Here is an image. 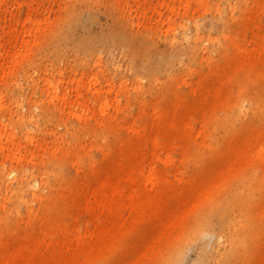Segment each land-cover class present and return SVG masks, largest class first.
I'll list each match as a JSON object with an SVG mask.
<instances>
[{"label":"bare ground","instance_id":"obj_1","mask_svg":"<svg viewBox=\"0 0 264 264\" xmlns=\"http://www.w3.org/2000/svg\"><path fill=\"white\" fill-rule=\"evenodd\" d=\"M157 1L167 2V0ZM227 2L229 7L233 8L231 16L224 14L220 7L213 10V17L219 21L222 32L230 19L234 22L239 21L234 13L235 7L240 5V8L244 10L249 7L248 0H227ZM254 2L258 5L262 4V0ZM97 5H99L97 0H71L62 7L58 20L48 36L47 45L43 47L44 53L53 51L61 55L71 50L81 57L80 50H85L83 54L89 53L91 56H96L99 51H102L99 44L103 42L105 36L114 34L115 36L110 37L120 41L123 35L121 29L115 24H109L107 28H104L102 20L105 13L100 11ZM122 13L124 16L127 15L124 11ZM4 16L0 10V20L7 21ZM255 16L256 12L251 8L248 22L254 20ZM245 20L238 22L243 25V28L248 26ZM85 23H89L90 28L101 30L94 38H98L97 41L93 39L91 45L83 46L82 41L75 38L74 33L76 28H80ZM212 25L213 22L210 19L203 24L198 18L189 26L182 21L179 33L166 36L165 48H160L157 42L143 40L146 43L139 47L129 42L128 47H122V52L133 60L134 65L139 64L141 69L154 75L150 77L152 80L148 83V88L154 90L155 84L161 81L157 80L156 69L162 64L166 66L165 71L170 73V67L174 63L179 64V67L188 68L192 60H202L201 57L207 48L204 46L207 35L204 32H210ZM205 28L207 31L204 30ZM105 29L110 30L107 35ZM242 35H247L246 29ZM209 36L213 42V50L218 54L219 67L204 79L202 78V84L200 82L202 87L196 90L199 107L194 108L178 99L172 107L168 106L165 109L160 118L158 129L164 132L166 141L158 142L153 135L154 131L150 132V137L154 140V149L161 147L169 151L171 147H179L182 148L181 157L176 158L170 153L164 157L160 155L147 157L138 150V147L145 142L141 128L132 126L135 140L130 143L117 134L120 129L111 127L108 130L115 134L114 149L110 150L104 142L98 144V149L103 154L101 172L110 169L116 163L118 171L125 176L135 177L137 173H146L148 177L156 178L159 173L164 174L155 166L157 162L177 167L178 162L188 161L200 167L205 163H217L215 176L238 178L239 181L242 180V176H245L244 178L249 180L247 184L244 182L229 184L221 190L210 191L211 197L216 196L218 199L212 205L202 208L188 236L174 244L161 264H236L246 252L247 231L252 236L253 230L258 228L263 240L257 246L259 255L258 262L255 264H264V33L256 34L257 39H254V44L237 42L230 36L229 39L235 49L233 54L229 53L219 36L213 37L210 33ZM135 38L137 37L133 36L131 40L134 41ZM208 51L209 53L204 56L206 61L212 59L209 56L212 53L209 48ZM110 52L111 50L108 49L107 53ZM138 59L141 63L136 64ZM169 88L170 85H167L166 89L169 90ZM232 91L236 93V96ZM24 98L31 99L22 94L12 96L18 109L22 106ZM2 101L3 96L0 93V103ZM38 104L42 107L44 116L48 117L50 112L42 103L38 102ZM107 105L106 101L102 103L103 110ZM218 105L224 109V115L217 114L215 108ZM195 113L200 114L201 121H205L207 125L206 128L202 126L199 132L206 131L209 138L220 140L223 144L208 142L197 147L199 155L184 156V147L189 144L194 133L193 115ZM17 115L30 144L35 145L40 154H44L43 150L50 147L54 156L52 165H45L37 171L29 170L25 166L8 168L0 166L1 235L5 231L16 230L23 221L27 236L25 241L20 240L18 246L12 247L7 244L0 251V264H69L71 260L75 264H80L86 258L91 260V264H98L100 258H107L110 253L119 250L125 236L139 223L147 224V242L150 243L151 251L154 252L155 241L158 238L157 227L180 225L181 219L175 216L174 205L167 200L168 196L181 199L179 187H173L170 190L166 185L156 183V188L145 190L144 194L135 188L126 192L119 189L113 193L112 197H105L103 191L93 188L91 181L80 176L72 177L70 172L62 166L63 158L70 157L74 153L75 146L84 147L83 134L89 133V130L66 124L67 131L72 137L48 145L36 135L41 128L34 110H19ZM110 115L111 122L116 120V115ZM237 121L241 123V131L235 126ZM31 124L37 130H33ZM101 125L102 121L98 122L95 133L105 137V127ZM184 139L187 141L186 145H184ZM28 144L23 152L21 139L16 132L9 131L0 125V156L12 154L13 158L19 161L28 151L34 154L33 147L31 145L28 147ZM122 153H125L134 163L132 168L125 165ZM86 158L90 169L97 172L98 163L95 159L89 154ZM78 162H71L76 166L77 171L80 170ZM146 165L149 166L148 169ZM69 177L73 185L70 190L64 182V179ZM102 180L106 181L104 173ZM252 188L259 189L262 203L261 201L256 203L250 193ZM45 189L47 191H44ZM35 202H38L37 206ZM181 204L180 206L184 209V203ZM124 208H130L135 216L130 220L127 219L123 214ZM243 208L249 211L253 209V214H260L262 224L256 227L251 222L245 226L240 217V210ZM82 211L93 214L91 223L95 227L88 231L89 238L76 231L79 228L77 216ZM143 214H147V217L142 218ZM34 227L39 228L38 233L33 231ZM225 236L228 237V245L221 250L222 239ZM0 240H3L2 237ZM194 244H198L200 255L197 259L186 263L188 250ZM66 246L69 248L65 249ZM142 246L143 242L137 247L139 249ZM37 248H40L38 253H36ZM133 250V248L125 250L126 261L131 257Z\"/></svg>","mask_w":264,"mask_h":264},{"label":"rangeland","instance_id":"obj_2","mask_svg":"<svg viewBox=\"0 0 264 264\" xmlns=\"http://www.w3.org/2000/svg\"><path fill=\"white\" fill-rule=\"evenodd\" d=\"M97 1L99 4L97 7L105 13L102 20L103 27L107 28V25L115 24L121 29L123 35L120 41L110 37L115 36L114 34L105 36L103 42L99 44L102 51H99L96 56H91L89 53L83 54L85 50H80L82 54L80 57L71 50L61 55H57L53 51L46 54L43 51V47L47 45L48 36L58 20L61 8L65 7L71 0H0L2 16L5 15L7 20H0V93L3 96V101L0 103V125L9 131L16 132V135L21 139L23 152L26 144L29 143L28 147L31 144L20 125L17 115L19 110L31 109L35 111L41 128L36 135L48 145L72 137L67 131L66 124L89 130V133L83 134L84 147L74 145V153L70 157L63 158L62 166L70 172L72 177L80 176L91 181L93 188L103 191L105 197H112L113 193L119 189L126 192L135 188L144 194L145 190L152 187L156 188L158 183L166 185L170 190L173 187H179L181 199L168 196L167 200L174 205V214L181 219L180 225L177 227L168 225L157 227L158 238L155 241L154 252L151 251L152 247L147 242V224L139 223L134 230L125 236L119 250L110 253L107 258L98 260V264H161L164 256L169 253L174 244L188 236L195 218L202 208L212 205L218 199L216 196L211 197L210 191L221 190L229 184L241 182L247 184L249 180L244 178L245 176H242L241 181L237 180L238 178L215 176L217 163H205L200 167L184 161V163L178 162L177 167L157 162L155 166L164 174L159 173L156 178L148 177L146 173H137L135 177L125 176L118 171L117 164L114 163L110 169L103 171L106 176V181H103V173L101 172L103 154L98 149V144L104 142L110 150L114 149L115 134L108 130L111 127L120 129L117 134L121 136V139L133 143L135 138L132 126H135L141 128L144 135L145 142L138 147L142 154L147 157L153 155L164 157L170 153L174 157L180 158L182 148L171 147L169 151L161 147L154 149V140L150 137V132L154 131L153 135L158 142L164 143L166 141V135L160 128L158 129L160 118L165 109L168 106L172 107L178 99L194 108L199 107L197 103L198 91L196 92V90L202 87L203 79L219 67L218 54L213 50V42L209 33L213 37L219 36L230 54L235 51L234 44L229 39L230 36L237 42L254 44V39H257L256 34L258 32L264 33V0L259 5L255 4V0H248L249 7H246L245 10L241 9L240 5L235 7L234 13L240 22H243L247 15L245 21H247L248 26L243 28V25L238 24L239 21L234 22L230 19L224 26L223 32L219 21L213 17V10L220 7L224 14L231 16L233 8L229 7L227 0H167L166 3L157 0ZM251 8L255 10L256 16L254 20L248 22ZM121 9L127 15L124 16ZM198 18L203 24L207 19L213 22L212 30L204 32L207 34L204 42V46L207 48L204 47L205 54L201 57L202 60H192L191 66L188 68L179 67V64L174 63L170 67V73L165 71V64L159 68L156 67L158 71L157 80L161 81L155 84L154 90H150L148 83L149 80H152L150 77L154 75L141 69L137 64L141 63L140 59L135 61L137 66L134 65L133 60L124 55L122 47H128L129 42L139 47L146 43L143 40H147L157 42L163 49L167 44L166 36L179 33V26L182 21L189 26ZM90 27L89 23H85L75 30L74 36L82 41L83 46L91 45L92 41L98 40V38H94L97 37L96 35L101 29ZM245 29L247 35H242ZM204 30L207 31V28ZM109 31L105 29V34L107 35ZM133 36L137 37L134 41L131 40ZM208 48L212 52L209 55L212 58L210 61H206L204 58L209 53ZM108 49L111 50V54L107 53ZM91 78H95V80H91ZM167 85H170L169 90L166 89ZM232 93L236 96L235 92L232 91ZM17 94L31 98L30 100L24 98L19 109L12 100V96ZM105 101L108 105L103 110L102 103ZM38 102L42 103L50 112L48 117L44 116L43 109ZM246 104L249 105V102L246 101ZM215 110L217 114L224 115V109L219 105ZM110 114L116 115V120L111 122ZM101 121V126L105 127V137L95 133V128ZM193 124L195 126L194 133L189 144L184 147V156L199 155L197 147L208 142L223 144L220 140L209 138L206 131L199 132L202 126L207 127L206 122L201 121L200 114L195 113L193 115ZM235 126L241 131L239 121L235 122ZM31 128L37 130L32 124ZM186 143L187 141L184 139V145ZM31 146L34 154L32 151H28L25 153L26 156L19 161L14 159L12 154L0 156L1 168L3 166L7 168L25 166L29 170L37 171L40 167L52 165L54 153L50 147L43 150L44 154H40L35 145ZM204 150L207 151L206 148ZM88 154L98 163L97 172L90 169L86 158ZM121 155L125 159V165L132 168L134 163L129 160L125 153ZM74 161H79V171H77L76 166L72 165L71 162ZM148 168L149 166L146 165V169ZM64 182H66L68 190L72 189L70 177L64 179ZM250 193L256 203L259 201L262 203L258 188H252ZM180 201L184 203V209L180 206L182 205ZM37 205L38 202H35V206ZM23 209L25 211V208ZM240 212L241 220L245 226L251 222L256 227L262 224L260 214H253V209L249 211L243 208ZM123 214L129 220L135 216L130 208H124ZM143 216L147 217V214H143L142 218ZM92 218L93 214L80 212L77 216L79 228L76 231L89 238L88 231L95 227L91 223ZM21 223L22 225L16 230L5 231L3 235L0 232V237L3 239L0 240V251L7 244L15 247L18 246L20 240L25 241L27 239L24 230L25 223L23 221ZM33 231L38 233L39 228L34 227ZM253 232V235L250 236L247 231L246 252L241 259L237 260L236 264H255L258 262L257 246L263 237L259 228ZM141 242H143V246L138 249L137 246ZM227 245L228 237L225 236L222 239L221 250ZM67 248L69 246L65 247V249ZM132 248L134 250L131 257L126 261L124 252L127 249L132 250ZM39 250L40 248H37L36 253ZM199 255V246L194 244L188 250L186 263L197 259ZM90 261L89 258H86L80 264L83 262L84 264H91ZM69 264L75 263L71 260Z\"/></svg>","mask_w":264,"mask_h":264}]
</instances>
